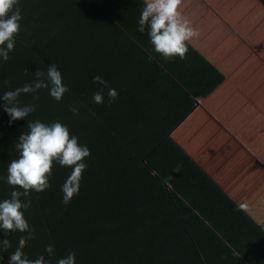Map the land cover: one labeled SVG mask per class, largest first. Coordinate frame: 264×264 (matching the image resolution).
Masks as SVG:
<instances>
[{"label": "trees", "instance_id": "1", "mask_svg": "<svg viewBox=\"0 0 264 264\" xmlns=\"http://www.w3.org/2000/svg\"><path fill=\"white\" fill-rule=\"evenodd\" d=\"M21 21L9 60L0 61V92L34 80L35 71L55 63L68 88L62 100L41 88L35 95L22 94L19 101L35 105L27 119L59 120L90 149L80 191L68 205L60 191L68 166L54 162L50 187L32 192L25 216L35 238L24 249L28 258L47 257L45 246L52 244V264L72 250L76 264H225L227 258L216 257L229 247L164 182L186 152L157 129L158 115L169 105L156 101L154 109L161 92L147 89L144 65L152 59L139 48L136 53L117 51L111 41L115 35L137 46L93 0L61 27L38 29L31 23L27 27L24 17ZM95 75L117 91L115 102L109 104L107 95L103 104L93 102L101 87L93 82ZM26 123L10 126L0 111V176H6L8 164L18 156L15 141L28 130ZM10 191L0 180V199ZM196 222L205 229L198 231ZM20 235L9 237L12 246L0 251V264H7Z\"/></svg>", "mask_w": 264, "mask_h": 264}, {"label": "crops", "instance_id": "2", "mask_svg": "<svg viewBox=\"0 0 264 264\" xmlns=\"http://www.w3.org/2000/svg\"><path fill=\"white\" fill-rule=\"evenodd\" d=\"M88 1L20 0L18 7L27 27L53 29ZM93 1L137 46L115 35L117 51L139 48L153 61L144 63L146 87L161 92L155 110L156 101L169 105L157 129L186 152L164 182L229 247L216 258L264 264V0H181L199 35L183 59L170 60L137 30L142 0Z\"/></svg>", "mask_w": 264, "mask_h": 264}, {"label": "clouds", "instance_id": "3", "mask_svg": "<svg viewBox=\"0 0 264 264\" xmlns=\"http://www.w3.org/2000/svg\"><path fill=\"white\" fill-rule=\"evenodd\" d=\"M19 0H0V61H8L16 44V35L21 27L22 11ZM181 0H142V8L137 20V30L147 31L152 49L165 60L175 57L181 59L187 51V43L199 35L192 21L180 10ZM35 79L12 90L0 92V111L8 116L9 125L18 120H26L27 131L20 132L15 141L18 156L7 166L6 176H0L11 186L8 198L0 199V251L12 246L9 239L12 234L20 233L17 246L8 255L7 264H52L55 256L54 246H45L44 253L35 259H29L24 249L27 242L35 238L25 213L31 207L32 192L40 193L50 187L53 163L70 168L69 175L60 185L62 203L68 205L80 191L82 173L87 168L84 159L90 155L86 144L79 137L70 134L68 125L59 120L45 123L40 119L27 117L35 111L34 104H21L22 94L35 95L39 89H48L49 95L57 102L68 91L63 76L55 63L46 67V71H35ZM93 82L101 87L92 95L93 102L103 104L105 95L108 103L115 102L118 93L109 87L100 75L93 76ZM104 89H107L105 93ZM78 113L75 107L70 108ZM18 186V187H17ZM55 264H76V252L69 251L65 256L55 259Z\"/></svg>", "mask_w": 264, "mask_h": 264}, {"label": "rangeland", "instance_id": "4", "mask_svg": "<svg viewBox=\"0 0 264 264\" xmlns=\"http://www.w3.org/2000/svg\"><path fill=\"white\" fill-rule=\"evenodd\" d=\"M39 1H41V0H39ZM19 2H20V0H19ZM42 12L41 11H37V21H41L42 20V18H41L43 16ZM40 14H41V16H40ZM34 22H36V21L34 20ZM39 25H40V23L38 22V23L34 24L33 26L38 27ZM253 50H256V49H253ZM256 51H258V50H256ZM222 79H223V76L220 75L218 77V82L222 81ZM213 87H214V85H213Z\"/></svg>", "mask_w": 264, "mask_h": 264}]
</instances>
